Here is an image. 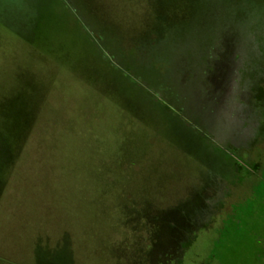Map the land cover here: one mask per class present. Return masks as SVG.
<instances>
[{
  "label": "rangeland",
  "instance_id": "374dc122",
  "mask_svg": "<svg viewBox=\"0 0 264 264\" xmlns=\"http://www.w3.org/2000/svg\"><path fill=\"white\" fill-rule=\"evenodd\" d=\"M0 264H264V0H0Z\"/></svg>",
  "mask_w": 264,
  "mask_h": 264
}]
</instances>
